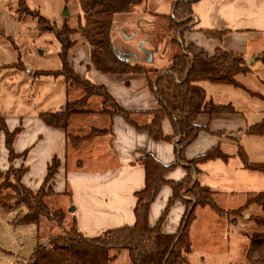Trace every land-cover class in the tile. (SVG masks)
<instances>
[{"label": "crops", "instance_id": "crops-1", "mask_svg": "<svg viewBox=\"0 0 264 264\" xmlns=\"http://www.w3.org/2000/svg\"><path fill=\"white\" fill-rule=\"evenodd\" d=\"M175 3L171 9L172 15ZM192 11L190 30L181 36L182 42L186 46L192 45L203 49L210 56H214L218 48H223L241 55L245 59L258 58L257 60H261L264 53V0H198L192 4ZM127 29L124 28V31L121 32L122 35L126 34L122 36L126 40L123 39L120 42V37L113 38L112 42L116 50L125 54V58L128 60L138 62L140 65H151L153 61L150 57L152 49L147 48L144 42L135 41L133 36L128 34ZM205 31H225L226 33L221 40H218L206 36ZM85 48L87 60L81 61L78 58L75 61L79 51L71 54L70 63L76 72L91 82L104 86L123 110L133 113L143 120V122L137 121L140 126L149 125L152 121L151 113L160 110L161 105L149 87L147 76L100 73L92 65L90 47ZM238 82L241 84L239 80ZM72 88L74 87H70L67 80L66 93L70 92ZM82 96L81 92L75 100ZM210 100L216 105L232 106L235 113L200 115L195 124L205 129L186 149L185 157L188 162H192L215 147L220 148L227 156L226 159L218 158L199 165L200 172L197 179L202 185L215 192L216 199L221 194H235L236 188L232 187L240 186V182L244 183L250 180L253 183L258 180L261 183L264 177L256 174L260 172L264 176V173L248 168L246 162L239 156V149L242 147L240 141L243 140V136L247 134L246 130L250 126L237 114V108L233 102H223L225 103L223 104L216 102L214 98ZM68 101L61 104L60 111L51 110L46 114L63 112ZM101 104L102 102L95 110V116L99 118L97 119L98 123H76L78 119L75 120V118L86 116L90 111L72 116L67 129L49 126L40 117L39 120L42 123H22L23 130L14 143L17 154L28 151L27 156L17 159L14 165L16 168H20L22 165L27 168L22 182L35 192L41 188L53 159L60 160L59 172L53 181L52 189L58 194H64L68 189L70 190L73 201L69 206L74 204L75 211L69 213L72 218L76 219L78 229L87 237H96L107 230L132 226L136 223V193L144 188L146 179L145 168L139 163L141 159L152 156L164 165L177 162L175 141H156L148 132L136 129L124 116L101 113ZM104 116L108 119L103 120ZM145 119L146 121H144ZM29 124L32 131L28 130ZM71 127L74 134L70 131ZM162 128L165 136L175 137V129L168 119L163 122ZM104 130V133H99ZM73 137L75 138L74 142L72 141ZM226 147H237L236 155L239 158L235 156L230 158L224 152ZM7 160V166H0L4 171L11 166L8 151ZM231 160L236 162V175L231 176L230 179L223 175L217 176L216 168L228 166ZM247 162L255 165L248 159ZM186 176L185 167L178 165L169 174L168 180L179 182ZM246 193L248 199L249 196L261 192L255 193V190H249ZM172 196V188L164 186L151 206L150 222L152 226L158 222ZM216 201L221 206L217 199ZM256 206L250 207L251 215L252 212H257ZM221 207L223 208V206ZM185 211V206L181 202H176L162 224V231L175 233L181 225ZM251 215L244 214L243 217L241 215L230 220L227 216L219 215L209 206L198 207L195 219L190 226L192 250L189 254V264H222L224 253L218 250V254L215 255L214 249L209 250L206 245L209 241H214L213 238L216 236L225 237L233 232L239 239L242 238L243 245L242 249L239 247L240 252H236L237 257L234 253L235 248L233 254L228 248L227 255L231 254V257L226 259L225 264H250L247 259L250 244L249 235L263 232L249 227L248 229L241 227L242 219L244 222L253 220ZM210 254L212 255L210 261H206L205 256ZM214 256H221L220 261L218 257L216 261Z\"/></svg>", "mask_w": 264, "mask_h": 264}, {"label": "trees", "instance_id": "trees-1", "mask_svg": "<svg viewBox=\"0 0 264 264\" xmlns=\"http://www.w3.org/2000/svg\"><path fill=\"white\" fill-rule=\"evenodd\" d=\"M196 1L198 0H178L174 5L171 26L178 31L180 37L190 30L192 4ZM18 2L23 7L22 11L30 10L25 0ZM145 2L146 0H79L84 23L79 29L71 28L66 23L62 31L57 34L61 44L59 57L62 69L45 75L65 76L69 86L79 89L83 96L77 100H69L63 112L43 114L41 118L49 126L67 129L70 118L88 113L91 98L99 97L102 100L101 113L124 116L136 129L148 132L156 141H175L177 162L164 165L152 156L141 159L139 163L145 168L146 179L144 188L136 193V223L132 226L107 230L96 237H87L78 229L74 218L73 226L65 227V213L61 210L52 212L46 202V198L54 192L52 186L59 172L60 160L53 159L38 191L26 187L22 180L27 168L15 170L13 167L15 159L26 157L28 153L26 151L17 154L14 150V143L23 129L10 131L7 123L0 121V126L3 127L0 133L3 130L5 134V145L11 163L7 175L11 172L16 173L12 174L15 177V185L10 186L11 191L4 196L10 200L4 201V198H0V208L10 210L14 203L24 206L27 212L18 216L16 222L19 224L39 226L42 219L51 218L63 231L62 234L49 238L47 244L39 242L28 264H114L117 255L113 252L121 250L128 251L129 264H189V254L192 250L190 226L198 207L209 206L221 216L238 217L251 206L257 205L261 208L262 215L255 216L254 220L264 227V192L251 195L243 206L226 211L217 203L215 192L198 181L199 165L210 160L227 158L220 148L215 147L192 162H188L185 157L186 149L205 129L195 124L200 115L235 113V109L230 105H216L208 100L206 91L197 83L209 82L243 88L237 77L251 72L247 59L223 48H218L215 55L210 56L205 50L192 45L186 46L182 42L181 54L174 58L172 67L167 71L159 72L155 81H150L149 72L138 62L121 57L111 39L116 16L128 14L132 8ZM30 12L39 19L40 26L47 24V19L39 12ZM204 33L209 38L221 40L226 32L205 31ZM73 35H80L86 40L91 51L92 65L98 72L147 76L149 87L161 105L160 110L151 113L152 121L149 125L140 126L134 119L135 115L123 110L104 86L97 85L76 72L70 63L72 49L77 44V41L72 39ZM261 61L264 64V53ZM166 119L175 129L174 138L164 135L162 124ZM104 132L105 130L99 131L100 134ZM246 133L264 136V120L250 126ZM239 156L246 162L248 168L264 173V164H248L247 155L242 147L239 149ZM178 165L185 167L187 176L179 182L168 180L169 174ZM0 174H3L1 169ZM164 186L172 188L173 196L158 222L152 226L151 206ZM176 202H181L186 208L181 225L175 233H164L162 224ZM249 240L247 252L249 263L264 264V233L251 234Z\"/></svg>", "mask_w": 264, "mask_h": 264}, {"label": "rangeland", "instance_id": "rangeland-1", "mask_svg": "<svg viewBox=\"0 0 264 264\" xmlns=\"http://www.w3.org/2000/svg\"><path fill=\"white\" fill-rule=\"evenodd\" d=\"M25 1L30 9L28 12L22 11L23 7L20 6L18 0H0V121L6 122L9 130L12 128L14 130L23 129L22 123H42L39 120L41 115L51 110L60 111L61 104H64L66 100H75L81 93L75 87L66 93L67 79L65 76L45 75L46 73H56L54 71L62 69V62L59 57L61 44L57 39V34L62 31L66 23L74 29H79L84 23L79 0ZM174 2H178V0H147V2L132 8L130 13L117 15L112 28V40L115 37H120L119 41H123L122 36L126 34L122 35L121 32L124 31V28H128V34L133 36L135 41L144 42L147 48L152 49L150 57L153 61L151 65H141L144 70L149 72L148 77L152 82L155 81L159 72L169 70L173 65L174 58L181 54L183 39H181L178 31L171 26L173 20L171 9ZM30 11L39 12L41 16L47 19V24L40 26L39 19ZM72 39L77 41L72 53L79 51L75 61L78 58L81 61L87 60L85 47L89 48V45L86 40L80 35H73ZM252 62L249 64L252 72L237 77L244 85L243 88L217 86L209 82L197 83L206 90L208 100L214 98L219 103L233 102L237 108V114L249 126L264 120V65L261 60L252 59ZM100 102H102L101 98L94 97L88 107L90 113L75 118V120L78 119L76 123H98L97 119L99 118H96L95 110ZM102 119L108 118L104 116ZM134 119L143 122L136 116ZM28 127L29 131L33 130L30 124ZM72 127L74 128V126ZM72 127L70 131L73 133ZM1 128H3L2 125ZM243 137L240 145L243 147L248 161L253 164H264V136L244 134ZM74 140L73 137L72 141L74 142ZM224 152L230 158H234L232 156L239 158L236 155L237 147H226ZM20 158L23 156L17 159ZM15 161L13 162L15 170L25 167L22 165L20 168H16ZM7 164L5 134L1 130L0 166L5 167ZM222 167L216 168L217 176L223 175L230 179L231 176L236 175L235 161L231 160L228 166ZM1 171L3 174H0V198L7 201L8 198L4 196L11 191L10 186L15 185V177L12 174L16 173L11 172L7 175V170L1 169ZM256 175L264 177L260 172H257ZM240 183V186L232 185V188H236L235 194H221L216 197L224 209L231 210L242 206L246 202V192L249 190H255V193L264 191V179L261 183L258 180L253 183L250 180ZM182 195L184 196V194ZM72 201L73 195L69 189L64 194L53 192L46 198L52 212L61 210L65 213L64 223L67 228H71L74 224L69 213L74 207V204L69 206ZM14 204L10 210L0 208V264H28L39 242L47 244L49 238L63 232L51 218L42 219L39 226L19 224L16 222L18 216L25 214L27 210L24 206ZM256 207L258 210L252 212V215L249 211L250 208L242 213V217L244 214H248L253 220L244 222L242 219L240 224L242 228L248 229L249 227L262 230L263 232L260 233H264V227L254 220L255 216L262 215L261 208ZM227 218L232 220L235 216L229 215ZM236 235L233 232V234L225 237L216 236L213 238V242L209 241L206 245L209 250L214 249L215 255L218 254V250L224 253L222 264H225L226 259L231 257L234 248L235 257L240 252L239 247L242 249V238L239 239ZM228 248L231 252L229 256L227 255ZM113 254L117 255L114 264H129L127 250L114 251ZM211 257V254L205 256L206 261H210ZM217 257L214 256L216 261ZM220 259L221 256L218 257L219 261Z\"/></svg>", "mask_w": 264, "mask_h": 264}, {"label": "water", "instance_id": "water-1", "mask_svg": "<svg viewBox=\"0 0 264 264\" xmlns=\"http://www.w3.org/2000/svg\"><path fill=\"white\" fill-rule=\"evenodd\" d=\"M142 50H144V49H142ZM145 51V50H144ZM120 54V56L121 57H124L125 58V54H122V53H119ZM258 58H255V60H257ZM247 62H248V64H252L253 62H252V59H247ZM196 176V175H195ZM196 178V177H195ZM75 211V208L73 207V208H71V210L69 211V212H74Z\"/></svg>", "mask_w": 264, "mask_h": 264}]
</instances>
